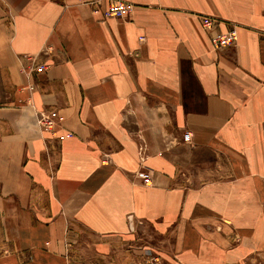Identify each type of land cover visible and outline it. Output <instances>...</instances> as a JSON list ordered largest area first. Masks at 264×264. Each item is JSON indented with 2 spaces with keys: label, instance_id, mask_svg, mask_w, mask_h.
<instances>
[{
  "label": "crops",
  "instance_id": "0c3cea01",
  "mask_svg": "<svg viewBox=\"0 0 264 264\" xmlns=\"http://www.w3.org/2000/svg\"><path fill=\"white\" fill-rule=\"evenodd\" d=\"M122 1L130 16L102 19L0 0V264H70L79 228L151 230L128 249L155 264H264V0ZM28 57L46 70L27 75Z\"/></svg>",
  "mask_w": 264,
  "mask_h": 264
},
{
  "label": "rangeland",
  "instance_id": "374dc122",
  "mask_svg": "<svg viewBox=\"0 0 264 264\" xmlns=\"http://www.w3.org/2000/svg\"><path fill=\"white\" fill-rule=\"evenodd\" d=\"M0 83V106L10 99ZM79 235L73 238L74 248H71L69 255L70 264H155L152 257L157 256L155 252L148 254L143 249L133 248L130 252V244H141L151 242L158 243L157 234L148 230L146 237L141 239L125 237H100L91 232L79 228ZM77 233V234H78ZM12 248L5 238L3 223L0 222V262L3 256L11 252ZM148 261V262H147Z\"/></svg>",
  "mask_w": 264,
  "mask_h": 264
},
{
  "label": "built area",
  "instance_id": "2783aa9c",
  "mask_svg": "<svg viewBox=\"0 0 264 264\" xmlns=\"http://www.w3.org/2000/svg\"><path fill=\"white\" fill-rule=\"evenodd\" d=\"M79 3L88 5L94 14L100 16L102 19H124L130 16L133 6L122 0H77ZM201 25L204 30H209L213 22L209 18H203ZM236 40V33L233 29L228 30L221 34H215L210 37V43L214 49H221L233 45ZM29 63L23 71L27 75L32 73L40 74L46 70V66L36 65L35 57L27 58ZM32 88V87H30ZM35 121L38 128L42 131L53 132L59 122L60 116L57 111H35ZM190 138L189 133L183 135V140L188 142ZM143 184L148 186L150 184L149 176L143 175ZM152 262H156L155 258Z\"/></svg>",
  "mask_w": 264,
  "mask_h": 264
}]
</instances>
